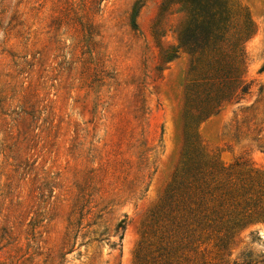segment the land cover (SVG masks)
Wrapping results in <instances>:
<instances>
[{
	"label": "rangeland",
	"instance_id": "obj_1",
	"mask_svg": "<svg viewBox=\"0 0 264 264\" xmlns=\"http://www.w3.org/2000/svg\"><path fill=\"white\" fill-rule=\"evenodd\" d=\"M237 1L251 84L194 177L174 0H0V264H264V0Z\"/></svg>",
	"mask_w": 264,
	"mask_h": 264
},
{
	"label": "trees",
	"instance_id": "obj_2",
	"mask_svg": "<svg viewBox=\"0 0 264 264\" xmlns=\"http://www.w3.org/2000/svg\"><path fill=\"white\" fill-rule=\"evenodd\" d=\"M174 3L187 13V18L180 31L179 44L167 56V60L175 57L181 48L191 58V82L186 91L182 114L185 150L181 171L196 177L203 173L207 165L196 128L225 104L238 102L249 92L251 83L243 79L246 63L243 42L252 22L237 0H174ZM133 25L136 27L135 19ZM207 192L212 194L211 191ZM245 203L246 206L252 204ZM223 205L224 202L219 203L220 207ZM198 206L197 210L203 205L200 203ZM242 206L238 203V207ZM213 214L215 217H204L211 221L208 227L217 221L221 212L213 211ZM201 224L202 220H197V227ZM120 228L122 239L124 219L118 224L117 230ZM163 264L173 263L165 260Z\"/></svg>",
	"mask_w": 264,
	"mask_h": 264
}]
</instances>
